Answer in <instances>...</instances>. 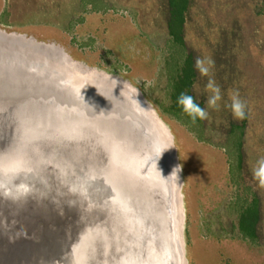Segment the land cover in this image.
<instances>
[{"label":"water","instance_id":"water-1","mask_svg":"<svg viewBox=\"0 0 264 264\" xmlns=\"http://www.w3.org/2000/svg\"><path fill=\"white\" fill-rule=\"evenodd\" d=\"M177 166L138 90L0 31V264H187Z\"/></svg>","mask_w":264,"mask_h":264},{"label":"rangeland","instance_id":"rangeland-1","mask_svg":"<svg viewBox=\"0 0 264 264\" xmlns=\"http://www.w3.org/2000/svg\"><path fill=\"white\" fill-rule=\"evenodd\" d=\"M167 0H0V31L60 48L82 69L118 77L151 102L168 126L182 168L184 249L187 264H264V189L253 168L264 157V0H191L184 40L196 72L192 96L208 111L203 140L169 115L170 52ZM214 61L209 77L197 58ZM221 90L218 109L206 101L208 79ZM238 91L246 118L226 105ZM245 124L243 163L233 175L226 136ZM257 199L255 241L238 229L242 201Z\"/></svg>","mask_w":264,"mask_h":264},{"label":"trees","instance_id":"trees-1","mask_svg":"<svg viewBox=\"0 0 264 264\" xmlns=\"http://www.w3.org/2000/svg\"><path fill=\"white\" fill-rule=\"evenodd\" d=\"M191 0H167L168 20L167 29L170 36V52L165 62V70L168 75V99L169 107L165 111L182 120L185 125L195 130L199 140H203L200 133L203 130L202 121L192 125L188 116L182 114L181 108L177 105V97L181 92L192 95L195 83L196 72L190 54L185 53L184 30L186 16L190 9ZM197 103V102H196ZM201 107L202 105L199 104ZM245 124L231 125L226 136V148L234 159L232 167L233 175L240 173L243 163V138ZM260 220L259 202L257 199L242 201L238 213L239 232L250 241H255L256 230Z\"/></svg>","mask_w":264,"mask_h":264},{"label":"clouds","instance_id":"clouds-1","mask_svg":"<svg viewBox=\"0 0 264 264\" xmlns=\"http://www.w3.org/2000/svg\"><path fill=\"white\" fill-rule=\"evenodd\" d=\"M214 65V61L210 58H197L195 61V68L201 75V77H209L211 67ZM206 90L210 92V95L206 101L209 108L218 109L219 101L221 100V90L219 86L215 83L214 79L209 78L206 84ZM231 103L226 105L232 111L233 117L236 120H244L246 118V104L241 100L239 92L234 91L230 93ZM132 102L135 104L139 103L137 100L132 98ZM151 102H149V106ZM177 105L181 108L182 114L187 115L191 124L195 125L197 121H204L208 119V111L196 103L194 97L188 94L186 91L181 92L177 97ZM140 106V105H139ZM168 149V146L159 141L154 142L152 146V155L150 157V162L153 167L157 169V163L161 158L164 151ZM182 170L181 166L174 167L171 175L168 178L178 179V174ZM160 174L161 172L158 171ZM253 178L257 182L258 187L264 189V157H261L256 166L253 168Z\"/></svg>","mask_w":264,"mask_h":264}]
</instances>
